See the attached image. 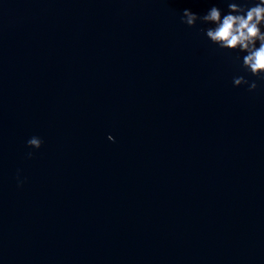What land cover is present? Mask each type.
Wrapping results in <instances>:
<instances>
[{
  "label": "water",
  "instance_id": "1",
  "mask_svg": "<svg viewBox=\"0 0 264 264\" xmlns=\"http://www.w3.org/2000/svg\"><path fill=\"white\" fill-rule=\"evenodd\" d=\"M213 5L0 0V264H264V82L181 21Z\"/></svg>",
  "mask_w": 264,
  "mask_h": 264
},
{
  "label": "clouds",
  "instance_id": "2",
  "mask_svg": "<svg viewBox=\"0 0 264 264\" xmlns=\"http://www.w3.org/2000/svg\"><path fill=\"white\" fill-rule=\"evenodd\" d=\"M228 11L225 13L219 6L213 5L203 15L184 9L181 21L195 27L199 21L209 25L202 28L206 37L220 49L238 50L244 53L237 58L242 61L245 72L264 82V0H226ZM235 86L248 85L249 91L258 88L257 80L246 76L233 77ZM109 140L115 137L109 135ZM29 147L39 149L43 145L40 137L33 136L27 141ZM29 156L33 153H28Z\"/></svg>",
  "mask_w": 264,
  "mask_h": 264
}]
</instances>
